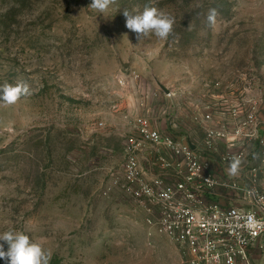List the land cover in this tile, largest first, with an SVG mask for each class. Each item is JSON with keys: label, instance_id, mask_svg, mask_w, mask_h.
I'll return each mask as SVG.
<instances>
[{"label": "rangeland", "instance_id": "obj_1", "mask_svg": "<svg viewBox=\"0 0 264 264\" xmlns=\"http://www.w3.org/2000/svg\"><path fill=\"white\" fill-rule=\"evenodd\" d=\"M91 2L0 0V85L30 87L0 102V233L41 242L50 264H182L121 187L126 144L150 119L204 150L211 126L261 164L264 0ZM146 5L175 18L167 40L126 28L123 10Z\"/></svg>", "mask_w": 264, "mask_h": 264}, {"label": "built area", "instance_id": "obj_2", "mask_svg": "<svg viewBox=\"0 0 264 264\" xmlns=\"http://www.w3.org/2000/svg\"><path fill=\"white\" fill-rule=\"evenodd\" d=\"M206 133L203 150L142 120L126 144L121 187L177 248L182 264H256V252L264 259V158L246 163L234 141L220 149L226 132L207 126ZM233 156L242 164L229 177Z\"/></svg>", "mask_w": 264, "mask_h": 264}, {"label": "clouds", "instance_id": "obj_3", "mask_svg": "<svg viewBox=\"0 0 264 264\" xmlns=\"http://www.w3.org/2000/svg\"><path fill=\"white\" fill-rule=\"evenodd\" d=\"M117 0H92L89 8L99 13H106L110 6ZM126 18V28L134 32L139 41L153 33L159 40H167L173 32L175 18L162 10L145 6L143 11L135 10V14L128 9L123 10ZM218 12L215 8L209 9L207 21L209 26H214ZM30 94V87L24 81L15 84L4 83L0 85V102L5 105L16 104L22 96ZM242 160L239 156H233L226 169L229 177H235L240 171ZM0 259L7 264H50L51 251L44 248L41 242L33 241L22 231H14L11 228L0 233Z\"/></svg>", "mask_w": 264, "mask_h": 264}, {"label": "crops", "instance_id": "obj_4", "mask_svg": "<svg viewBox=\"0 0 264 264\" xmlns=\"http://www.w3.org/2000/svg\"><path fill=\"white\" fill-rule=\"evenodd\" d=\"M221 200V199H220ZM255 261L256 264H264V259L262 258V256L259 254V252L255 253Z\"/></svg>", "mask_w": 264, "mask_h": 264}, {"label": "water", "instance_id": "obj_5", "mask_svg": "<svg viewBox=\"0 0 264 264\" xmlns=\"http://www.w3.org/2000/svg\"><path fill=\"white\" fill-rule=\"evenodd\" d=\"M159 86H160V88H161L166 94H169L170 89L166 88V87L163 86L161 83H159ZM191 146H192L193 149H195V146H194V145L191 144Z\"/></svg>", "mask_w": 264, "mask_h": 264}]
</instances>
